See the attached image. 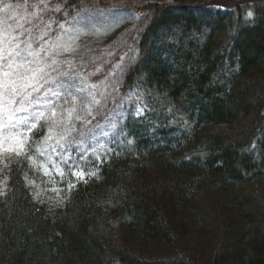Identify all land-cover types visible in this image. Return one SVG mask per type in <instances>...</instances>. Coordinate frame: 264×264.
<instances>
[{"label": "trees", "instance_id": "obj_1", "mask_svg": "<svg viewBox=\"0 0 264 264\" xmlns=\"http://www.w3.org/2000/svg\"><path fill=\"white\" fill-rule=\"evenodd\" d=\"M13 1L49 40L91 15L133 13L100 40L109 53L80 41L72 70L103 79L128 52L120 90L142 104L123 147L55 205L34 198L28 156H9L0 264H264V1L0 4Z\"/></svg>", "mask_w": 264, "mask_h": 264}, {"label": "rangeland", "instance_id": "obj_2", "mask_svg": "<svg viewBox=\"0 0 264 264\" xmlns=\"http://www.w3.org/2000/svg\"><path fill=\"white\" fill-rule=\"evenodd\" d=\"M112 1V5L118 6L126 3L121 0ZM47 2L48 0H38L37 4L45 7ZM5 4L13 5V9L18 14L22 8L19 1L0 4V28L3 27V21L7 19V14L3 11ZM102 19L108 21L104 22ZM132 19H135V16L129 11L91 15L88 19L84 18L81 24L80 19L74 25L71 23L73 25L71 31L63 35L64 42L70 45L74 51L66 53L60 50L58 54L56 52L47 54V57L53 59L57 57L56 67L59 68V72H52L49 77L52 83L46 85V90L51 89V93L62 92L58 81L69 82L74 85V88L73 96L68 102H62L49 93V98L54 101V104H39L33 109L37 113H43L41 119L30 118V124L36 123L37 129L29 132L30 124L22 125L19 129L20 139L27 140L26 152L30 153L32 157L31 159L28 156L27 160L36 175L35 179L32 178L31 185L34 198L39 202L49 206L55 205L69 192V184L75 185L91 176L96 165L106 160L112 153L115 154L118 148L123 147L122 142L126 137L124 126L127 118L141 113L140 95L134 93L125 95L120 90L121 74L119 71L121 72L125 61L130 59L128 52L122 53L117 58L118 60L113 65L114 69L103 79H95L100 74L92 76V74H83L81 71L73 72L75 70H72L77 65L76 62L81 60V54L83 55V52L80 51V41L88 37L87 41L105 46L106 44L100 43V40L104 39L107 42L108 37L112 34L109 29L120 28ZM43 32L40 33V36ZM102 46L101 48L104 50L108 47ZM102 49H99V53L104 51ZM105 52L109 53L107 50ZM64 54H68V56L60 62V56ZM79 89H83V91H77ZM53 107H55V117L52 115ZM73 108L76 109V112L72 113L73 119L68 121L69 112L66 110ZM77 115L80 117L79 119L75 118ZM62 118L66 121L65 125L53 128L49 133L52 120ZM41 130L40 140L36 141L35 137H31L32 132L39 133ZM0 138H2V133H0ZM31 139H33L32 142ZM31 143L32 145H30ZM11 157L0 152V189L6 162ZM81 169L84 172L82 179L71 174Z\"/></svg>", "mask_w": 264, "mask_h": 264}, {"label": "snow or ice", "instance_id": "obj_3", "mask_svg": "<svg viewBox=\"0 0 264 264\" xmlns=\"http://www.w3.org/2000/svg\"><path fill=\"white\" fill-rule=\"evenodd\" d=\"M3 11L7 14V19L3 21V27L0 28V133H2L0 152L19 157L27 155L25 148L27 140L20 139L19 129L22 125H29L31 117L37 119L43 117L42 112L33 111L37 105L54 104V101L49 98L51 89L46 90V85L52 83L49 77L52 72H59V68L56 67V59L47 57L43 53L58 54L60 50L71 53L74 49L59 36L49 40L47 31L39 37L34 35V30H39V25L29 27L30 22H24L23 16L17 19L18 14L13 9V5L5 4ZM60 28L62 29L63 25H60ZM57 83L62 92L51 93V95L62 102H68L73 96L74 85L64 81ZM77 91H83V89ZM66 111L69 112L67 120L70 121L76 109ZM52 115L56 116L55 107L52 109ZM75 118L80 117L77 115ZM65 123L63 118L53 119L49 133L53 128L63 127ZM33 129H37L36 123H31L28 131L31 132ZM71 174L81 179L84 176L82 169ZM68 187L71 190L74 185L69 184Z\"/></svg>", "mask_w": 264, "mask_h": 264}]
</instances>
